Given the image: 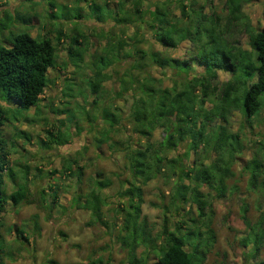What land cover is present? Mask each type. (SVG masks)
Segmentation results:
<instances>
[{
	"label": "trees",
	"instance_id": "trees-1",
	"mask_svg": "<svg viewBox=\"0 0 264 264\" xmlns=\"http://www.w3.org/2000/svg\"><path fill=\"white\" fill-rule=\"evenodd\" d=\"M49 1L51 8L59 6L56 0ZM203 1L205 4L199 0H115V7L108 8L104 0H75V9L62 4L74 9V14L65 10L59 17L51 12L52 18L81 20L80 3L89 2L91 16L110 25L99 34L105 44L94 57L87 82L94 95L90 102L94 112L85 108L83 119L88 131L94 133V145L101 148L108 144L111 154H120L129 175L124 179L126 189L119 193L125 203L120 208L124 219L117 235L128 264H150L152 256L155 264H205L217 241L214 200L238 192L236 185L231 189L228 185L236 176V165L242 175H247V189L258 196L257 208L261 210L252 221L249 205L242 202L240 213L247 228L241 239L246 249L243 255L252 264H264V142L245 161L244 143L230 126L234 111L252 117L264 108V17L263 25L254 27L243 13L244 6L253 0H226L230 16L227 25L221 26L219 17L206 10L213 0ZM233 22L241 23L249 34L250 49L230 40ZM9 25L7 20L1 21L0 30ZM57 39L59 42L60 37ZM87 40L74 28L67 52L78 67L89 50ZM151 40L164 50L143 46ZM183 43H187L183 57L168 52ZM58 52L49 34L34 37L26 28L9 31L0 43V97L21 109L37 108L50 83L49 70L56 67ZM126 62L124 71L115 70ZM112 69L118 74L119 90L109 99L104 83L113 78ZM152 71L161 75L155 77ZM220 71L231 77L221 82ZM115 99L126 103L127 114L114 104ZM68 111V107L59 110ZM8 113L0 107V127ZM158 128L161 137L153 140ZM82 130L79 128L77 134ZM46 135L41 143L51 149L52 145L68 143L73 134L59 129L47 130ZM0 155V213L9 203L13 208L34 204L53 210L63 192L60 179L75 178L77 184L83 183L84 166L77 159H64L59 171L44 175L37 168L39 172L31 177L28 165L20 163L15 169L9 165L7 152L1 150ZM100 176L91 177L88 191L78 186L71 200L72 206L90 211L96 221L107 224L103 208L109 204L106 189L113 181ZM159 176L173 180L174 185L169 201L158 205L163 209V225L153 234L142 217L141 206L143 187ZM41 177L48 182L33 192L31 185ZM37 218H33L35 230L40 229ZM3 226L0 221V229ZM16 232V238L29 240L23 228L17 227ZM4 242L0 230V251Z\"/></svg>",
	"mask_w": 264,
	"mask_h": 264
},
{
	"label": "rangeland",
	"instance_id": "rangeland-1",
	"mask_svg": "<svg viewBox=\"0 0 264 264\" xmlns=\"http://www.w3.org/2000/svg\"><path fill=\"white\" fill-rule=\"evenodd\" d=\"M56 1L59 6L54 9L50 7L49 0H0V23L3 20L10 23L8 28L0 30V43L5 41L9 31L21 32L26 28L34 37L49 34L59 49L56 67L49 70L50 83L45 88L37 108L21 109L12 100L0 97V107L9 112L8 118L4 119L0 127L2 142L0 151L9 154V165L15 169L20 163L28 165L31 177L39 172L37 168L42 170L40 175H44L50 171H59L64 159H77L78 164L84 166L83 183L77 184L75 178L60 179L58 183L63 192L59 205L53 210L34 204L18 208L7 204L5 211L0 213V221L4 224L0 230L6 241L3 250L0 251V264H128L126 251L119 243L117 235L120 234L118 226L124 219L120 208L125 203L119 193L126 189L124 179L129 175L124 170V160L120 154H111L108 144H103L101 148L94 145V133L88 131L87 122L83 119L85 108L89 112H94L93 105L90 104L94 95L90 93L87 82L92 75L94 57L100 54L105 44V40L99 34L103 30H108L110 25L100 23L91 16L89 2L80 3L83 15L81 20L66 21L52 18V11L61 17L65 10L74 14L76 8L75 0ZM104 1L108 3V8L115 7V0ZM199 1L205 4V1ZM225 2L226 0H213L206 8L209 13L214 12V15L219 17L221 26H224V23L227 25L230 16ZM62 4L74 9H67ZM243 13L249 17L254 27H261L264 0H253L248 3L244 6ZM233 23L229 28L230 40L237 42L243 49H250L249 34L241 23L235 22L234 25ZM74 28L80 30L89 43L84 61L78 62L80 67L75 65L77 61L67 52ZM116 31L117 29L114 32ZM151 41L143 46L164 50L158 43ZM186 49L187 43H183L178 49L168 52L173 57H183ZM127 64L126 62L114 69L122 72ZM114 69L109 70L110 73L113 72V78L104 83L107 92L105 96L109 99L119 90L116 79L118 74ZM195 69L200 71L201 67ZM152 74L155 77L161 75L155 71H152ZM230 77L229 73L219 72L221 82ZM165 83L170 84V81L166 79ZM70 94L75 96L70 97ZM114 104L123 107L124 113L127 114V106L122 99H115ZM65 107H68L69 111L60 113L59 110ZM230 126L231 131L238 133L244 143L243 159L245 161L250 159L252 153L264 142V108L252 117L234 111ZM79 128L84 130L77 134ZM59 129L63 132H72L70 141L61 146L52 145L51 149H47V146L41 143V139H46L47 130ZM161 131L158 128L154 132L153 140L161 137ZM234 169L236 176L228 181V185L230 189L236 185L238 192L214 200L213 227L217 241L205 264H252L246 261L243 255L246 249L242 246L241 239L246 235L247 228L241 218L240 207L243 201L247 202L252 221L259 217L261 210L257 208L258 196L247 189V175H242L238 165ZM98 173L102 175L98 178L105 176L113 181V185L106 189L109 204L103 208V218L107 224L96 221L90 211L72 206L71 199L77 187L80 186L84 192L88 191L92 184L91 177H96ZM59 175L56 173V176ZM47 182L48 180L44 181L43 177L36 178L34 185H31L32 191L35 192ZM173 182L165 181L164 177L159 176L143 187L142 217L148 221V227L153 234L160 231L163 225V209L158 205L169 201ZM65 188L68 191H64ZM35 215L38 216L39 230H35L33 222ZM17 227L25 230L29 240L16 238ZM155 263L157 260L152 256L150 264Z\"/></svg>",
	"mask_w": 264,
	"mask_h": 264
},
{
	"label": "crops",
	"instance_id": "crops-1",
	"mask_svg": "<svg viewBox=\"0 0 264 264\" xmlns=\"http://www.w3.org/2000/svg\"><path fill=\"white\" fill-rule=\"evenodd\" d=\"M13 260H14V258H13ZM12 264H14V263H12Z\"/></svg>",
	"mask_w": 264,
	"mask_h": 264
}]
</instances>
